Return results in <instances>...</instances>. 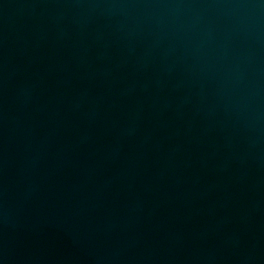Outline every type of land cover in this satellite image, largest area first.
<instances>
[{
    "label": "water",
    "instance_id": "obj_1",
    "mask_svg": "<svg viewBox=\"0 0 264 264\" xmlns=\"http://www.w3.org/2000/svg\"><path fill=\"white\" fill-rule=\"evenodd\" d=\"M0 264H264V0H0Z\"/></svg>",
    "mask_w": 264,
    "mask_h": 264
}]
</instances>
